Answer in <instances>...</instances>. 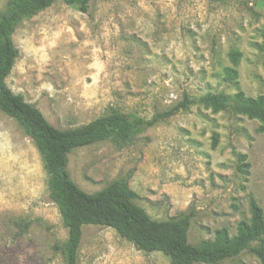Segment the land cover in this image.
I'll list each match as a JSON object with an SVG mask.
<instances>
[{"label":"rangeland","instance_id":"obj_1","mask_svg":"<svg viewBox=\"0 0 264 264\" xmlns=\"http://www.w3.org/2000/svg\"><path fill=\"white\" fill-rule=\"evenodd\" d=\"M8 0H0L5 14ZM264 0H91L88 13L60 1L20 23L19 58L6 82L59 128L116 107L149 118L184 94L264 96ZM239 52L236 64L231 52ZM237 70L235 84L224 69ZM258 121L195 103L147 128L122 149H75L70 169L88 193L124 179L153 219L192 211L189 241L235 234L251 199L264 213V135ZM215 137V142H214ZM214 142V145H213ZM246 155L247 173L236 168ZM66 238L32 140L0 111V264H63ZM79 264H171L113 229L82 228ZM204 264V263H198ZM219 264H260L249 252Z\"/></svg>","mask_w":264,"mask_h":264},{"label":"trees","instance_id":"obj_2","mask_svg":"<svg viewBox=\"0 0 264 264\" xmlns=\"http://www.w3.org/2000/svg\"><path fill=\"white\" fill-rule=\"evenodd\" d=\"M56 1L82 13H88L91 2L8 0L6 13L0 14V111L16 120L41 156L47 175L48 197L66 229L65 240L54 245L63 264H79L82 228L88 225L109 227L142 252H161L171 264H219L244 251L264 264V213L253 199L249 202V218L238 221L233 236L220 228L214 232L213 239L191 243L188 233L192 211L168 219H153L135 202L137 195L126 180H113L102 189L88 193L77 185L70 169V157L75 149L102 141H110L117 149H122L147 128L187 111L195 103L212 112L226 111L255 119L258 121L256 131L264 135V96L248 97L237 90L231 96L207 93L196 101L184 94L180 101L149 118L111 107L84 124L59 128L50 123L37 103L26 101L6 82L20 54L13 41L17 26ZM239 56V52H231V62L236 64ZM224 77L235 84L237 70L226 67ZM245 159L246 155H237L236 168L243 173L249 168Z\"/></svg>","mask_w":264,"mask_h":264}]
</instances>
